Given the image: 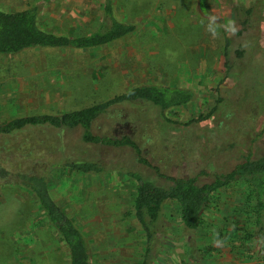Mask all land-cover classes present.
I'll return each mask as SVG.
<instances>
[{
  "label": "rangeland",
  "instance_id": "1",
  "mask_svg": "<svg viewBox=\"0 0 264 264\" xmlns=\"http://www.w3.org/2000/svg\"><path fill=\"white\" fill-rule=\"evenodd\" d=\"M106 1L0 0V9L36 7L45 30L81 36L98 29ZM113 2L118 19L136 25L133 33L93 48L0 54V123L74 111L143 84L191 89L193 99L181 106L163 110L148 101H125L95 120L94 134L131 137L149 165L138 161L132 147L86 142L81 127L31 125L0 136V168L47 178L53 198L83 232L92 264H240V256L226 255L229 209L223 200L228 189L238 194L227 197L240 199L246 186L223 189L222 201L216 194L197 229L186 228L178 203L167 200L149 242L135 216L137 181L131 173L158 184H168L165 175L196 176L204 183L234 169L249 148L263 153L264 19L241 11V3H215L206 16L198 0ZM83 161L103 170L72 168ZM11 178L0 177V264H71L34 193Z\"/></svg>",
  "mask_w": 264,
  "mask_h": 264
},
{
  "label": "trees",
  "instance_id": "2",
  "mask_svg": "<svg viewBox=\"0 0 264 264\" xmlns=\"http://www.w3.org/2000/svg\"><path fill=\"white\" fill-rule=\"evenodd\" d=\"M201 12L212 14V4L209 0H198ZM39 12L36 7L19 11L0 9V54H13L28 48H93L108 44L123 38L136 30L134 23L121 21L115 13L113 0H107L104 6V18L98 29L88 35H59L45 30L39 22ZM244 21V25H246ZM242 33V32H239ZM229 40L226 39V45ZM227 54V50L225 51ZM239 56L243 51L237 50ZM225 66L230 70L226 58ZM194 97L191 89L159 86L154 84L138 85L105 102L96 103L74 111L58 114H37L17 117L0 123V136L13 135L31 125H50L56 128L83 129V139L86 142L106 146L132 147L139 162L149 165L142 155V149L129 136L113 137L96 135L93 124L97 118L108 109L120 102L148 101L163 110L181 106ZM234 169L227 173H216L210 182L201 183L196 176L164 177L168 184H158L145 179L141 174L132 172L137 181V192L134 200L135 216L140 222L147 240L150 242L155 235V225L160 219L163 206L167 200H175L180 208V217L186 228L197 229L205 223V212L216 194L233 184H243L247 192L255 200L254 211L256 222L264 220V151L258 155L249 148ZM72 168L80 172H101L103 167L97 162H73ZM11 183L23 185L36 196L49 223L59 233L70 252L71 264H92L88 242L61 205L53 198L48 180L45 176L17 172L10 174L5 168H0V177H12ZM149 251V248H147ZM143 264H147L144 260Z\"/></svg>",
  "mask_w": 264,
  "mask_h": 264
},
{
  "label": "crops",
  "instance_id": "3",
  "mask_svg": "<svg viewBox=\"0 0 264 264\" xmlns=\"http://www.w3.org/2000/svg\"><path fill=\"white\" fill-rule=\"evenodd\" d=\"M180 2L181 0H177ZM212 4V13L216 10L215 3H221L223 5L241 3L244 6V10L239 8L245 13L258 12L257 15H253L252 18L264 19V0H209ZM258 3L259 7L255 10L251 9V6L247 4ZM228 8V7H227ZM201 11V10H200ZM233 13V9H230ZM238 11V10H237ZM239 12V11H238ZM39 16V14H38ZM210 16V15H209ZM230 16H234L231 14ZM264 26V25H263ZM227 196L238 194L232 189L226 190ZM224 191L221 190L217 193V196H221L219 201L223 200L222 195ZM226 196L225 204L229 210H226L225 218V233L226 237V255L233 256V254L240 256V264H264V220L261 223L256 222V213L252 209L255 200L249 193H245L240 196V199L230 198ZM239 201V202H238ZM241 207V209L238 208ZM240 211V212H238ZM217 216V219H220ZM223 226V225H221ZM215 245H221L220 239H216ZM229 258V257H227Z\"/></svg>",
  "mask_w": 264,
  "mask_h": 264
}]
</instances>
